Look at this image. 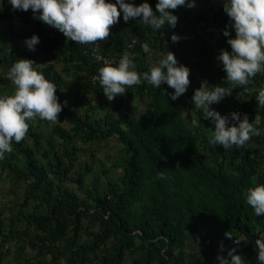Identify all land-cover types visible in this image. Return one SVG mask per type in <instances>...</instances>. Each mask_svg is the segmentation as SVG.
<instances>
[{"label":"trees","instance_id":"trees-1","mask_svg":"<svg viewBox=\"0 0 264 264\" xmlns=\"http://www.w3.org/2000/svg\"><path fill=\"white\" fill-rule=\"evenodd\" d=\"M148 2L155 10L156 0ZM19 11L5 0L0 25L22 24L40 41L34 51L19 50L5 42L7 30L0 26V95L12 92L5 73L17 58L35 64L39 59L42 63L35 67L56 84L59 100L67 103L58 114L59 123L49 127L50 137L43 138L33 118L25 137L13 141V150L0 159V183L12 184L14 193L22 195L0 205V264L11 253L16 264H205L202 255L218 264L217 254L227 256L234 247L226 231L246 235L236 252L246 264H260L255 239L264 230V215L253 212L243 191L264 183V119L257 125L261 134L244 147L213 146L211 122L191 99L202 80L225 83L209 35L199 32L202 23L224 29L228 17L223 6L214 0L178 6L171 10L178 15L176 27L158 31L137 18L126 22L121 15L110 25L109 37L98 42L99 49L67 39L35 18L31 9L18 16ZM173 31L181 36L175 43L170 39ZM145 41L151 53L142 50ZM219 45L230 50L223 32ZM167 49L190 68L191 83L176 100L164 91H174L166 83L157 88L144 82L109 101L93 79L104 64L98 56L116 62L123 52L134 53L142 73ZM261 87L264 72L211 107L221 114L247 113L249 120L256 113L264 118V106L254 98ZM68 93L78 98L101 95L106 111L97 116L95 106L81 109L77 101L65 98ZM127 100L139 101L146 110L139 117L120 116ZM111 141L121 147L112 164L121 174L103 187L94 178L87 188L84 179L92 168L87 162L76 167L79 154L93 156ZM68 184L75 189L67 191Z\"/></svg>","mask_w":264,"mask_h":264},{"label":"clouds","instance_id":"clouds-1","mask_svg":"<svg viewBox=\"0 0 264 264\" xmlns=\"http://www.w3.org/2000/svg\"><path fill=\"white\" fill-rule=\"evenodd\" d=\"M11 10L31 9L35 18L54 26L67 39L91 44L99 49V41L110 35V25L118 23L122 18L129 21L137 18L143 25L153 31L170 27L174 29L178 15L171 11L178 6L195 7L196 0H156L155 10L148 0L135 4L131 0H6ZM5 0H0L2 10ZM223 10L228 22L222 29L227 38L230 50L221 48L216 60L226 75L225 83L209 84L202 80L200 86L192 94V102L202 116L211 122L212 134L209 143L220 145L224 149L244 147L253 136H259L262 129L258 127L262 121L256 113L249 120L247 113L231 111L221 114L211 107L221 99L230 96L237 87L249 85L252 78L264 72V0H222ZM119 6V8L117 7ZM234 30L235 35H230ZM173 43L181 39L180 34L171 32ZM40 37L32 34L25 38V45L35 50ZM145 53H151L150 44L145 41L141 45ZM135 54L125 51L116 62H105L98 67L93 79L98 81L107 100L111 101L128 88L141 83H148L160 88L166 83L174 91H168L172 100L185 93L191 83L190 68L178 62L173 51H167L142 73L136 66ZM30 58H17L8 68L5 75L13 85L11 94L0 95V159L5 153L13 150V141L19 142L25 137L29 121L35 117L55 122L64 104L57 96V86L46 78L42 71L37 70ZM211 85V86H210ZM245 91L248 89L245 87ZM258 105L264 106V87L255 94ZM163 175V172L160 173ZM243 197L256 215H264V183L255 182L243 191ZM233 239L234 247L228 249L227 256L217 254L218 264H246L244 256L236 252L240 241H246L244 234L235 235L231 231L224 233ZM256 259L264 264V230L258 232L255 239ZM221 247H223L221 245Z\"/></svg>","mask_w":264,"mask_h":264},{"label":"rangeland","instance_id":"rangeland-1","mask_svg":"<svg viewBox=\"0 0 264 264\" xmlns=\"http://www.w3.org/2000/svg\"><path fill=\"white\" fill-rule=\"evenodd\" d=\"M22 10L19 11L18 16L22 14ZM7 25V26H6ZM0 26H4L6 28V34L4 35V40L7 42V44L14 46L15 48L19 50L28 49L25 45V38L29 37L31 32L30 28L27 26H24L19 23H9V24H1ZM1 28V27H0ZM8 28V29H7ZM1 30V29H0ZM4 31V32H5ZM16 34L17 37L12 38V35ZM36 64L40 66L42 62H40L39 59H36ZM60 69V65L56 66V70ZM65 98L69 99V101H77L79 104V107L81 109H85L90 106L97 107V116H102L106 111V106L104 105V97L101 95L94 96L92 94L87 95L84 98H78L75 96L74 93H68L65 94ZM146 110V106L139 103V101L136 100H127L124 101L121 105V110L118 112L120 116H124L127 113H131L136 117H139L144 111ZM35 123L38 124L39 130L42 133L43 138L50 137L49 127L53 124H58V120L55 122L47 121L45 119L35 117ZM27 143H30L29 141ZM121 147L115 143L114 141L109 142L104 148L99 149L94 153L95 155L90 156L89 152L79 154L77 160H76V167L79 166V164H84L85 162L89 163L91 166V172L85 177L84 183L87 188H90L92 184V180L94 178L98 179L99 186L103 187L107 181L115 180L119 175L121 174L120 168H114L112 166L113 162H115L118 159L119 155V149ZM103 170H107V173L104 175L102 173ZM75 185H65L64 188H66L67 191L71 192L75 189ZM14 188L12 187V184L7 182L0 183V205H3L5 203H9L14 200V198L19 197L22 198V195H20V191H17L14 193ZM11 250L12 245H10ZM29 256L33 255V251L28 252ZM199 256L201 254L199 253ZM202 259L205 261V264H216L212 260L208 258V256L202 255ZM3 264H16L13 261V253L9 255V257L3 262Z\"/></svg>","mask_w":264,"mask_h":264},{"label":"built area","instance_id":"built-area-1","mask_svg":"<svg viewBox=\"0 0 264 264\" xmlns=\"http://www.w3.org/2000/svg\"><path fill=\"white\" fill-rule=\"evenodd\" d=\"M200 33H206L210 37V43L212 44L216 54L220 51L221 48H226L225 46L222 47L219 45V42L222 38V29L216 25V24H209V25H204L203 23L201 24V30L199 31ZM170 42H165V44H170ZM97 60H102L103 63L111 62V59L108 58H101L100 56L96 57Z\"/></svg>","mask_w":264,"mask_h":264},{"label":"crops","instance_id":"crops-1","mask_svg":"<svg viewBox=\"0 0 264 264\" xmlns=\"http://www.w3.org/2000/svg\"><path fill=\"white\" fill-rule=\"evenodd\" d=\"M214 1L217 2L219 5L223 6L222 0H214Z\"/></svg>","mask_w":264,"mask_h":264}]
</instances>
